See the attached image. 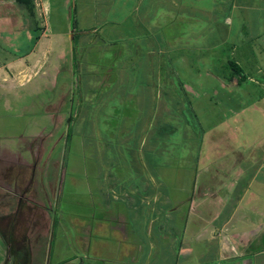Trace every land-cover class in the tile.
Segmentation results:
<instances>
[{
  "label": "rangeland",
  "instance_id": "1",
  "mask_svg": "<svg viewBox=\"0 0 264 264\" xmlns=\"http://www.w3.org/2000/svg\"><path fill=\"white\" fill-rule=\"evenodd\" d=\"M33 2L34 9L30 11L17 0H0V264H81L85 260L84 244L79 239L82 224L87 216L94 220L93 213L97 218L102 216L99 204L105 195L102 118L115 106L110 96L112 91L105 92L107 100L103 107L95 108L92 99H98L101 93L102 84L98 82L101 75L121 57L114 59L116 51L111 46L100 52L102 40H89L85 46H79L78 37L85 32L84 26L92 24L90 15L82 16L83 0ZM255 20L250 23L248 19L241 32L252 37L260 33L251 43L254 53L250 52V57H257L263 73L255 68L251 70L264 80V26L257 28ZM41 37L44 40L39 43ZM225 56L230 60L221 73L227 76L233 70L229 63L238 60L227 51ZM112 61L114 65L108 67ZM93 63L96 70L90 67ZM147 63L144 60L138 65L149 67ZM117 66L113 71L117 70L118 74ZM193 69H200L198 77ZM193 69L174 66V88L164 94L163 85L157 82V66L146 71L138 68L139 74L146 73L139 77L153 79L154 98H146L140 114L135 116L137 129L130 132V144L137 148L138 159L142 161L143 150L156 142L155 163L149 166L155 171L157 186L164 190L166 208L172 210L167 222L164 218L161 221L170 224L172 233L178 228L183 230L179 226L184 225L189 215L184 239L190 240L196 249L198 243L193 239L195 228L191 221L195 219L199 229L198 211L211 209L212 214L216 205L212 208L205 203L197 207V201H189L191 196L195 200L206 197L200 191L205 184L212 186L211 193L213 188H219L210 177L218 169L226 175L222 182L229 181L228 163L223 160L230 157L238 162L237 166L249 160L245 164L249 175L258 181L264 179V81L242 84L240 75L234 73L229 82L220 74L222 82L212 78L210 73L215 76V68ZM236 80L239 84L234 86L232 82L237 83ZM5 81L8 83L4 84ZM251 86L254 89H248ZM56 107L59 114L51 115ZM116 121L113 116L110 123ZM42 126H45L43 131ZM106 132L112 135L109 130ZM125 133L128 132L121 134ZM119 149L123 151L124 147ZM139 168L147 171L144 162H140ZM253 182L250 189L258 192V196L251 197V206L262 214L252 207L245 210L246 214L242 212L243 206H250L245 196L235 217L239 228L253 227L252 224L264 220V182ZM227 186H223L224 191ZM208 196L207 202L212 197ZM95 204L96 209L92 210ZM121 206L119 203L115 206L114 202L112 208ZM124 213L129 216L128 212ZM215 213L222 218L223 211ZM241 215H246L247 220ZM157 230L160 234L159 225ZM101 232L108 237L102 239L94 234L91 255L97 253L114 262L128 261L120 243L112 239V230L104 226ZM134 237L129 236L127 246L133 245ZM87 264L100 263L88 261Z\"/></svg>",
  "mask_w": 264,
  "mask_h": 264
},
{
  "label": "crops",
  "instance_id": "2",
  "mask_svg": "<svg viewBox=\"0 0 264 264\" xmlns=\"http://www.w3.org/2000/svg\"><path fill=\"white\" fill-rule=\"evenodd\" d=\"M77 1L75 0V3ZM262 2V0H83L82 16L88 18L90 15L92 24L89 27L83 24L85 32L78 37L79 46H85V42L89 40L97 39V42L102 40L100 52L103 49L108 50L111 46L116 51L114 59L117 57L121 59H117L118 63L114 61L115 65H118V74L117 70L113 71L115 67L113 61L109 62L108 67L113 65L114 67L105 70L101 75L98 81L102 84L101 93L98 99H92L95 108L97 105L103 107L107 100L104 97L105 92L112 91L110 96L115 106L102 118L101 160L105 168L102 186L105 195L102 203H99L102 216L97 218L93 213L91 216L94 220L88 219L87 216L86 222L82 224L79 239L84 244L85 260L81 264H87L88 261L100 264L102 261L103 264H264V220L244 229L239 228L235 221L237 212L242 209L240 202L245 196L248 199L247 205L250 206L246 208L243 206L242 212L246 214L245 210L250 211L251 207L256 211L259 210L254 205L251 206V197H257L258 192L250 188L254 183L253 180L260 183L264 182V179L258 181L254 175H249L245 169V164L249 160L242 162L241 166H237L238 162H234L230 157L223 160L228 163L229 181L222 182V177L226 175L218 169L210 177L212 184L219 188H213L214 191L211 193V184L209 185L211 187L205 184L200 190L203 196L211 195V201L207 202L206 197H201L200 200L197 197L195 200V197L191 196V200L189 199L190 203L197 201V207H203L207 203L212 208L216 205L212 214L211 209L198 211V220L201 221L199 229L196 228L195 219L191 221L192 228H195L192 230V235H195L193 239L198 243L197 248L194 249L191 241L184 239V233L187 231L185 228L189 225V215H186L184 225L179 226L183 230L178 228L172 233L170 224L165 225L161 221L164 218L167 222L172 210L166 208L164 190L157 186L155 171L149 166V163H155L156 142L153 141L147 150H143L145 160L142 161L138 159L137 148L130 144L132 139L130 132L137 129L138 119L135 116L140 114L146 98H154L153 79L139 77L146 74L137 72L140 67L145 70L157 66L155 72L157 82L163 85L162 93L167 94L174 88L175 78L172 75L174 66L192 69L205 67L211 70L215 68L217 70L215 76L212 71L210 73L212 78L217 77L214 79L224 82L220 74L230 60L225 56L227 51L229 56H237L238 61L234 62L241 67L240 83H263L262 76L251 70L255 68L258 73H263L262 65L258 63L256 56L250 57V52L253 51L251 43L254 38L260 36V33H255L252 37L241 32L245 30L248 19H251L250 23L253 18L256 19L257 28H261L262 24L264 26L260 13L263 9ZM75 9L77 12V6ZM253 12H257L256 15H253ZM76 25H80L79 21ZM103 34L107 36L101 37ZM42 35L45 37L47 33ZM43 37L39 39V43L43 42ZM144 60H148L149 67L138 65L143 64ZM41 66L43 67L42 64ZM81 66L80 64L79 67ZM90 67L96 70L94 63ZM85 69L87 70V66ZM194 72L197 77L200 75V69ZM227 73V76L223 74L222 76L229 82L235 72L232 70ZM89 74H92V71ZM239 81L236 80L237 83L232 82V84L238 85ZM5 82L4 84L8 83ZM105 85L106 87H103ZM58 112L59 109L56 107L50 113L55 115L59 114ZM113 116L117 121L112 124L110 121ZM43 128L45 126L41 127L42 131ZM108 130L112 135H108L106 132ZM123 131L128 133L123 136L121 134ZM121 147H124L123 151L119 149ZM140 162H144L147 171L140 170ZM193 177L197 178V175ZM194 184L195 182L193 188ZM226 185L228 188L224 191L223 186ZM114 202L115 206L118 203L122 206L113 209ZM93 208L92 210L96 209V204ZM218 211L219 213L223 211L222 218L216 217L215 212ZM124 212H128L129 216L127 217ZM256 213L262 214L259 211ZM242 218L247 220L246 215ZM128 221L132 223V230ZM158 225L160 234H157ZM104 226L112 230V239L120 243L128 261L114 262L101 258L97 253L95 256L91 255L94 234L101 235L102 239L108 237L101 232ZM129 236H135V241L132 239L134 243L130 247L126 245ZM54 239L53 235L52 241H55ZM200 247L203 249L199 250ZM50 250L51 253L54 252L52 246Z\"/></svg>",
  "mask_w": 264,
  "mask_h": 264
},
{
  "label": "trees",
  "instance_id": "3",
  "mask_svg": "<svg viewBox=\"0 0 264 264\" xmlns=\"http://www.w3.org/2000/svg\"><path fill=\"white\" fill-rule=\"evenodd\" d=\"M20 3H24L27 6V9H29L30 11H33L34 9V2L33 0H17ZM231 67L233 68V71L237 74H239L241 72V67L235 63L234 61L230 62Z\"/></svg>",
  "mask_w": 264,
  "mask_h": 264
}]
</instances>
